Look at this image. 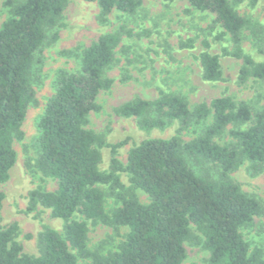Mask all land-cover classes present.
<instances>
[{"label":"trees","instance_id":"trees-1","mask_svg":"<svg viewBox=\"0 0 264 264\" xmlns=\"http://www.w3.org/2000/svg\"><path fill=\"white\" fill-rule=\"evenodd\" d=\"M69 0H6L9 16L0 24V184L7 180L15 162L13 139H22V122L27 107L35 102L31 85L34 54L48 38L58 37L57 25ZM99 7L98 21L104 23L113 11L132 14L140 0H88ZM197 10L214 16V22L229 34L231 51L223 55L240 59L238 82L249 77L264 79V60L255 62L243 53L240 32L248 23L229 0H186ZM239 1V0H235ZM254 2V0L252 1ZM122 30L99 35L80 55V69L60 68L55 72L54 92L47 100L38 122V154L35 170L56 180L54 191L40 187L28 192L26 211L37 205L51 208L52 215L65 222L63 235L43 227L38 233L39 254L22 252L14 240L15 221L0 228V264H181L186 257L184 242L201 243L208 251V264H264L260 247L249 250L239 229L262 213L257 199L244 193L228 178L243 160L264 162V111L251 113L246 102L218 96L193 108L183 96L160 91L153 100L136 97L115 108L118 115L138 118L139 129L149 132L177 121V134L211 116L196 137L182 141L147 137L127 154L124 167L112 156L107 171H101L99 148L106 145L101 134L85 127L90 112L97 111L96 97L107 90L112 79L104 71L114 61ZM199 54L202 77L221 78L219 56L211 54L208 42ZM264 54V49L260 50ZM152 114V115H151ZM250 122L246 128L229 131L234 142L218 144L213 138L227 125ZM126 140L111 144V154ZM184 154L220 167L219 178L194 173ZM125 170L134 187L150 201L142 204L132 190L122 192L118 172ZM107 184L120 205L107 212L104 194L96 184ZM3 194L0 191V209ZM79 213L83 219H74ZM126 226L128 232L117 250L106 255L86 246L87 225ZM200 233L202 239L191 231ZM71 250H75L73 253ZM77 257L89 259L79 263Z\"/></svg>","mask_w":264,"mask_h":264},{"label":"rangeland","instance_id":"rangeland-1","mask_svg":"<svg viewBox=\"0 0 264 264\" xmlns=\"http://www.w3.org/2000/svg\"><path fill=\"white\" fill-rule=\"evenodd\" d=\"M6 0H0V24L9 16ZM229 0L237 13L248 23L240 32V46L243 53L255 62L264 60V0ZM99 7L96 1L69 0L58 21V37L48 38L34 54L31 67V85L35 102L30 103L21 125L22 139H13L15 162L9 170L6 181L0 184L3 194L0 209V228L15 221L17 231L14 240L22 247V252L36 256L39 254L38 233L49 227L63 235L65 222L52 215L51 208L37 205L26 211L28 192L40 187L54 191L56 180L43 177L34 168L38 154V122L44 112L47 100L54 92L55 72L60 68L75 72L80 69V55L99 35L122 30L121 41L115 48L114 61L105 69L104 75L112 79L107 90H101L96 97L99 105L87 117L85 127L101 134L106 145L99 148L101 159L98 167L107 171L112 156L122 167L126 164L129 150L147 137L169 138L179 135L182 141L198 136L210 123L207 119L192 123L177 134V121H171L162 129L145 132L137 125L138 118L121 116L115 108L122 103L140 97L155 99L160 91L183 96L190 108L201 102H209L218 96H230L235 102H246L254 114L264 111V79L249 77L244 83L238 82L240 59L223 55V50L231 51L233 42L229 34H222V28L214 22L213 14L197 10L186 0H140V5L132 14L113 10L107 21H98ZM203 40L208 42L207 50L219 56L221 78L208 81L202 77L199 54L204 50ZM152 115V114H151ZM250 122L227 125L223 133L213 138L221 145L234 142L229 131L246 128ZM126 140L111 154V144ZM188 167L196 174L210 179L219 178L220 167L212 162L196 160L184 154ZM243 160L239 166L228 172V178L240 189L254 197L262 206V213L253 217L250 224L240 227L249 250L260 247L264 257V162ZM122 192L133 191L142 204L149 203L148 195L134 187L130 175L125 170L118 172ZM104 194V208L107 212L120 205L107 184H96ZM74 219H83L75 213ZM86 246L106 255L117 250L125 238L126 226L91 224L86 221ZM191 226L193 234L202 236ZM186 257L181 264H208V251L201 243L192 240L184 242ZM76 253L75 250H71ZM79 263H90L89 259L77 257Z\"/></svg>","mask_w":264,"mask_h":264}]
</instances>
